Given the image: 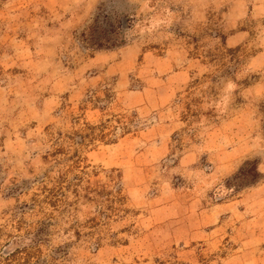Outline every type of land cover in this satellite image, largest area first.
Instances as JSON below:
<instances>
[{
    "label": "rangeland",
    "instance_id": "obj_1",
    "mask_svg": "<svg viewBox=\"0 0 264 264\" xmlns=\"http://www.w3.org/2000/svg\"><path fill=\"white\" fill-rule=\"evenodd\" d=\"M0 264H264V0H0Z\"/></svg>",
    "mask_w": 264,
    "mask_h": 264
}]
</instances>
